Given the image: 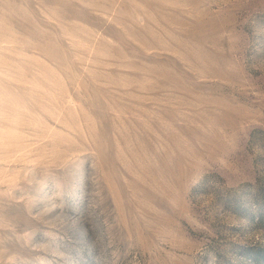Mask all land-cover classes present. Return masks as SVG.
I'll list each match as a JSON object with an SVG mask.
<instances>
[{"label":"rangeland","instance_id":"obj_1","mask_svg":"<svg viewBox=\"0 0 264 264\" xmlns=\"http://www.w3.org/2000/svg\"><path fill=\"white\" fill-rule=\"evenodd\" d=\"M0 264H264V0H0Z\"/></svg>","mask_w":264,"mask_h":264}]
</instances>
